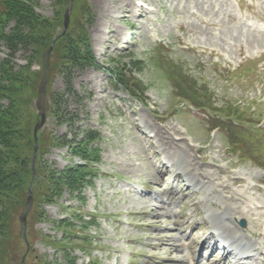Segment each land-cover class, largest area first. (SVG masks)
<instances>
[{
    "label": "rangeland",
    "instance_id": "1",
    "mask_svg": "<svg viewBox=\"0 0 264 264\" xmlns=\"http://www.w3.org/2000/svg\"><path fill=\"white\" fill-rule=\"evenodd\" d=\"M25 6L43 18L47 47H36V54L33 47L12 53L0 37V66L6 61L14 72L25 69L18 96L23 112L37 115L42 55L62 35L66 14V32L86 34L96 65L72 72L76 95H65L60 111L50 109L36 133L29 168L32 179L35 168L47 174L48 192L41 199L34 195L25 254L18 217L34 193L32 181L24 186L27 194L10 223L17 237L0 238V264H20L23 256V264H185L184 244L197 250L218 221L255 231L264 241V166L247 160L242 149L232 154L235 140L260 158L254 150L264 147V139L257 145L241 127L200 113L205 107L264 127V0H31ZM5 10L0 4V32L8 33L16 18ZM137 60L142 64L136 68L130 61ZM58 68L50 77L49 97L65 87ZM119 71L143 90L140 98L115 83L112 75ZM176 71L189 85L173 80L172 73L179 78ZM31 77L38 80L34 87ZM7 97L0 95L1 106ZM86 131L98 136L85 141ZM25 134L16 149L21 155L30 153ZM83 155L98 159L87 164L86 182L73 187L64 172L85 164ZM179 167L190 176L175 179ZM189 177L200 181L192 179L188 187ZM233 178L243 182L233 184ZM166 188L176 203L164 204ZM6 198L18 201L15 193ZM225 203L232 214L220 213ZM203 250L208 262H216L210 246ZM258 258L264 264V254Z\"/></svg>",
    "mask_w": 264,
    "mask_h": 264
},
{
    "label": "trees",
    "instance_id": "2",
    "mask_svg": "<svg viewBox=\"0 0 264 264\" xmlns=\"http://www.w3.org/2000/svg\"><path fill=\"white\" fill-rule=\"evenodd\" d=\"M24 2H31V0H0V4L6 7L5 12H7L8 16L14 14L13 16L16 18L15 27H13L8 33L0 32V37L5 43H7V46L11 49L12 53H15L22 47L25 49L33 47V51L36 54V47H39L40 50L47 47V41H43V18L37 15L32 8L25 6ZM69 34L70 33L66 32L64 36L59 37L53 44L51 51V55H55V62L50 63V72L52 74L54 66H58L60 72L64 73L65 79V87L62 91H50L51 97L49 98L51 101L50 109H53L52 113H56L55 110L60 111L59 104L65 95H76V93H73L74 90L70 83L72 72L74 70H83L86 67L96 65L86 34H84L83 31L79 33V36L73 34L74 36L70 37ZM130 62H132L133 67L136 68L142 64L139 60ZM8 65L6 61H3L0 66V72H2L0 79L3 78V82L6 83L5 85L0 86V93L2 92L0 95L9 96L6 98L8 104L6 106L0 105V238H2V240L9 236L12 237L14 234V230L10 223L13 220L14 212L19 211L22 206L21 204H23V200L25 199V194H27L28 188L24 186L32 181L31 190L32 193H34V203V195L37 197L39 196L41 199L43 193L48 192L49 187L44 182L45 178L48 176L46 173L40 172V169L38 171L36 168L34 169V176L32 179V170L30 169V166L32 165V154L35 146L33 129L38 117L33 112L26 114L21 110L23 107L22 99L18 96L20 95L19 87H24L25 76L22 75L25 73V69H22L23 67H21L17 72H14L12 67H8ZM176 72H180L179 74L177 73L179 78L175 75L176 73H172L171 77L173 80L179 81L183 79V83L189 85L190 80L186 79L185 75H181V71ZM31 76H34V74L31 73ZM113 77H115V83L125 89L130 95L139 96L140 94H143V90L140 89V93L139 90L136 89L137 83L129 85L128 80H131V78L129 79V75L126 74L125 71L114 72ZM38 78L39 76L35 77V79ZM35 79L32 77L29 79L32 87H34L38 81L35 82ZM11 87L13 88L12 90ZM189 89L190 88H188V92H190ZM26 132L29 134L26 148L30 153L28 152L26 155H21L16 149L20 148L19 142H22L23 137L26 136ZM97 136L98 134L92 131H86V139L84 140L92 141ZM65 142L70 143V141ZM233 143H237V141H234ZM37 151L38 148L36 153ZM89 154L95 155L94 152ZM81 157L85 164L70 167L64 172L66 179L69 180V184L73 187L78 186L77 184L82 185L83 182H86L84 179L85 176L90 175L86 172L87 164H91L92 160L96 161L98 159V156L92 159L86 157V155ZM10 162L15 164L14 169L10 167ZM36 164H38V162H34V165ZM39 165L41 166V164ZM38 175L41 176L40 179H36L39 177ZM55 181V179L54 181L51 179V182L53 183L51 186H55ZM12 193L16 194L18 201L7 200L6 197ZM14 235L17 237L16 233Z\"/></svg>",
    "mask_w": 264,
    "mask_h": 264
},
{
    "label": "water",
    "instance_id": "3",
    "mask_svg": "<svg viewBox=\"0 0 264 264\" xmlns=\"http://www.w3.org/2000/svg\"><path fill=\"white\" fill-rule=\"evenodd\" d=\"M63 31L62 35L65 34L67 27H68V14L65 15V20L63 23ZM56 39L53 40L52 44L55 42ZM52 44L44 51L41 61V77L38 84V89L36 93V99H35V105L37 109L38 116L40 118L39 122L35 125L33 134L34 138H36V133L40 127L43 126L45 120H46V113L49 109V98L47 95V86L50 81V53L52 50ZM33 205V197L32 194L29 192V194L26 197L25 203L21 209V212L19 214V233L22 241L25 244V254L29 251V243L26 236V230H27V216L30 213ZM24 262V256L21 258V263Z\"/></svg>",
    "mask_w": 264,
    "mask_h": 264
},
{
    "label": "bare ground",
    "instance_id": "4",
    "mask_svg": "<svg viewBox=\"0 0 264 264\" xmlns=\"http://www.w3.org/2000/svg\"><path fill=\"white\" fill-rule=\"evenodd\" d=\"M159 131V130H158ZM159 134V133H158ZM158 136V135H157ZM164 139V138H163ZM171 143V141L169 140V139H167V141L164 143L165 145H169ZM173 162V161H172ZM175 166V162H173L172 163V166ZM166 168V169H165ZM164 169H162L161 168V174L162 175H164V174H166V171H168V169H167V167H165ZM180 167L178 168V172L175 174V176H174V178H178V177H181V176H190V174H188V173H186V170H183L182 171V169H181V171H180ZM187 170H190V169H188L187 168ZM202 177H203V174H202ZM190 178V177H189ZM193 180H199L198 178H192ZM192 179L190 178V184L188 185V187H190L191 185H193V181H192ZM205 179H202L201 180V182H203ZM200 181V180H199ZM243 182V180L241 179V178H233V184H240V183H242ZM221 185H222V183H218V185H217V187H221ZM162 205V204H161ZM159 207H160V205L157 203L156 205H155V208L156 209H159ZM162 207V206H161ZM239 214V213H238ZM222 223V221H219L217 224H221ZM216 229V228H215ZM234 228H232V227H230V226H228V225H225L224 226V232H223V234H220L219 235V239H220V241L219 242H221V241H223V237H222V235H226V234H233L234 232ZM231 232H233V233H231ZM253 234V233H252ZM234 237L236 236L235 234L233 235ZM237 242V240L234 238L233 240H230L229 241V244L230 245H234L235 243ZM189 245L191 244L190 242L188 243ZM263 244H264V242H263ZM173 245V247H175L176 249H178V246H176V245H174V244H172ZM222 259H224L225 257H227V256H229V255H231V251H229V250H226V251H224L223 253H222ZM177 262H180V260H177ZM180 263H182V261L180 262ZM245 262L244 261H239L238 262V264H244Z\"/></svg>",
    "mask_w": 264,
    "mask_h": 264
}]
</instances>
